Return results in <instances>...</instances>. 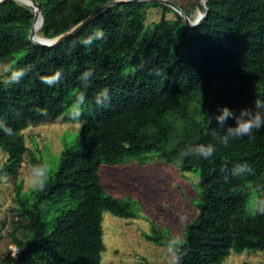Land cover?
I'll list each match as a JSON object with an SVG mask.
<instances>
[{"label":"trees","instance_id":"trees-1","mask_svg":"<svg viewBox=\"0 0 264 264\" xmlns=\"http://www.w3.org/2000/svg\"><path fill=\"white\" fill-rule=\"evenodd\" d=\"M38 1L43 12L39 33L54 36L108 0ZM151 5H159L162 13L146 24ZM206 5L203 21L189 26L166 4L120 2L60 43L43 47L28 38L32 8L17 0L0 2V62L20 53L14 64L31 68L18 84L0 80V119L16 133L9 137L0 130V148L8 155L0 171L16 173L27 149L22 129L59 116L67 119L75 93L84 91L93 109L74 141L61 149L45 191L23 192L16 183V206L27 231L22 238L11 233L18 251L0 264H101L102 211L122 217L137 213L134 199L106 191L101 165L145 162L152 156L176 163L190 142L212 143L217 151L209 160L188 157L176 163L182 170L198 169L202 185L197 212L182 232L188 241L183 264H220L231 250L264 251V216L244 210L249 181L230 178L226 184L220 172L246 161L264 176V128L254 131V139H236L228 148L212 136L220 106L238 112L264 100V0H206ZM170 10L177 20L165 17ZM98 28L105 32L103 40L72 48ZM127 66L133 70L125 74ZM88 69L94 77L82 88L79 77ZM57 70L64 74L59 84L42 83L41 77ZM215 86L220 105L206 104L208 112L196 118L192 102ZM104 87L110 102L97 107L92 102ZM37 109L49 115L41 117ZM234 123L227 120L228 126ZM172 130L177 137L167 146ZM31 161L42 159L33 156ZM170 234L153 228L146 237L164 245Z\"/></svg>","mask_w":264,"mask_h":264},{"label":"rangeland","instance_id":"rangeland-1","mask_svg":"<svg viewBox=\"0 0 264 264\" xmlns=\"http://www.w3.org/2000/svg\"><path fill=\"white\" fill-rule=\"evenodd\" d=\"M180 5L191 18L197 13L195 0H173ZM161 7L151 5L147 8L146 24L158 20ZM165 17L177 20L173 10L167 11ZM20 53H14L6 63L14 64ZM127 66L125 74L132 72ZM0 80L5 77L0 75ZM220 89L215 86L205 96H198L191 104L196 118H202L208 110L206 104L220 105ZM93 115L92 106L85 107L81 119L85 121ZM80 125L78 122L54 119L29 124L22 129L27 149L15 174L0 171V263L7 255L18 251L12 234L23 237L26 233V221L17 210L15 201L16 183L20 190L28 192L24 177L33 164L31 158L39 157L47 161L53 170L57 166L60 151L65 145L74 141ZM177 129V126L175 127ZM172 130L167 146L174 144L176 131ZM0 148V168L7 158ZM101 182L109 193L116 197H130L135 200L136 215L122 217L108 210L102 211L103 241L105 248L101 254V264H166L164 245L146 237L153 228L170 233H182L185 225L197 212L196 200L202 185L197 183L199 170H182L173 162H165L157 156L145 162L129 159L119 164H102L99 169ZM6 178V179H5ZM58 206V205H57ZM55 205V207H57ZM54 212L53 209L51 213ZM264 264V251L231 250L220 264Z\"/></svg>","mask_w":264,"mask_h":264},{"label":"clouds","instance_id":"clouds-1","mask_svg":"<svg viewBox=\"0 0 264 264\" xmlns=\"http://www.w3.org/2000/svg\"><path fill=\"white\" fill-rule=\"evenodd\" d=\"M104 38V30L98 28L86 38L73 42L72 48L77 43L91 46L95 40H103ZM29 71H31L30 67L24 68L18 67L15 64L0 62V75L5 77L3 82L9 86L18 84ZM156 75H159V73L157 72ZM63 76V72L57 70L50 75L41 77V80L42 83L51 87L59 84ZM93 77L94 72L92 69L83 71L79 77L82 88H87ZM110 99V90L108 87H104L97 92L92 103L97 107H104L110 102ZM85 107L90 108L91 104L87 100L85 92L81 90L74 94V100L65 114L67 119L78 122L80 127H83L85 121L81 117ZM36 111L41 117L49 115L46 109H37ZM212 118L213 116H208L209 122H211ZM229 118L235 122L234 125H227ZM214 119L217 126L214 127L212 136L222 147H230L231 142L239 138L248 137L249 139H254V131L264 128V100L256 99L250 107H242L238 112H234L227 106H220L218 114H214ZM0 130L9 137H14L16 134L3 119H0ZM216 151L215 144L190 142L179 151L176 163L181 165L188 157L209 160L213 158ZM220 172L223 174L222 178L226 184L230 182V178L249 181L244 186V210L252 217L257 215L264 216V176H259L255 169L246 161L238 162L231 168L225 166L220 169ZM52 174L53 168L49 162L41 161L33 163L25 173L24 184L31 193L43 192L46 190ZM196 182H200L199 177H197ZM233 190H235V186ZM187 245L188 241L183 233H171L164 241L166 264H183V259L188 254Z\"/></svg>","mask_w":264,"mask_h":264},{"label":"water","instance_id":"water-1","mask_svg":"<svg viewBox=\"0 0 264 264\" xmlns=\"http://www.w3.org/2000/svg\"><path fill=\"white\" fill-rule=\"evenodd\" d=\"M5 0H0V2H3ZM20 1L26 5H29L32 8L33 13V18L29 27V32H28V38L36 45L40 46H53L55 44L60 43L64 39L68 38L71 34L79 30L83 25L88 23L90 20H92L98 13L102 12L103 10L107 9L110 6H114V4H118L120 2H128V1H138V0H108L105 3L101 4L98 6L95 10H93L90 14H88L85 18L81 19L74 25H72L69 29L56 34L54 36H45V35H38L36 34L37 30V24L35 23L36 18L38 15H40L41 19V24L43 20V15L41 12V5L38 0H17ZM150 1H156L159 3L166 4L170 6L173 10H175L182 20L189 26H196L200 24L203 19L205 18L208 8L206 5V0H195V5L199 10H201L200 14L195 15V17L191 18L189 14L182 8L180 5H178L175 1L173 0H150ZM41 26V25H40Z\"/></svg>","mask_w":264,"mask_h":264},{"label":"bare ground","instance_id":"bare-ground-1","mask_svg":"<svg viewBox=\"0 0 264 264\" xmlns=\"http://www.w3.org/2000/svg\"><path fill=\"white\" fill-rule=\"evenodd\" d=\"M22 1H25V0H22ZM197 10H198V11H197L196 15L201 13V10H199V9H197ZM35 23L37 24L36 34L41 35V34L39 33V28H40V25H41L40 15H38V17L36 18Z\"/></svg>","mask_w":264,"mask_h":264}]
</instances>
